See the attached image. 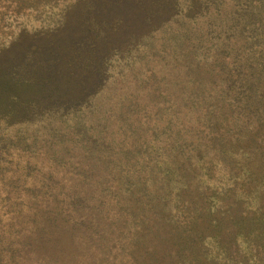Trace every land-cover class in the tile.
I'll return each mask as SVG.
<instances>
[{
  "label": "trees",
  "instance_id": "16d2710c",
  "mask_svg": "<svg viewBox=\"0 0 264 264\" xmlns=\"http://www.w3.org/2000/svg\"><path fill=\"white\" fill-rule=\"evenodd\" d=\"M41 3L0 0L2 14L15 6L16 19L26 11H37L41 19L32 26L17 23L6 35L7 25L0 27V124L45 125L51 138L63 125L72 124L74 136L83 141L89 129L82 110L105 88L112 64L139 52L165 26L186 23L176 38L182 63L196 61L192 69L201 99L192 111L199 130L161 169L170 192L176 185L179 214L165 215V194H145L143 198L154 201L152 236L159 242L141 244L135 238L120 250L132 264H264V0ZM201 17L212 28L211 37L205 31L211 43L204 50H184L179 39L189 36L192 24L198 28L195 22ZM203 39L199 34L193 42ZM5 139L12 142V137L0 136ZM83 142L84 158L96 157L95 143ZM4 152L8 150L0 147V159ZM27 168L28 163L25 174ZM3 170L8 167L0 161V174ZM135 183L129 178L120 184L99 182L100 191L89 202L96 219L109 223L124 210L131 217L130 204L117 208L122 195L137 200L142 196L137 193L144 182ZM21 185L27 190L42 184ZM68 198L71 203L82 200L75 190ZM162 222L168 230L160 229ZM106 251L102 247L101 254ZM13 254V245L0 238V264H11L7 260Z\"/></svg>",
  "mask_w": 264,
  "mask_h": 264
},
{
  "label": "rangeland",
  "instance_id": "374dc122",
  "mask_svg": "<svg viewBox=\"0 0 264 264\" xmlns=\"http://www.w3.org/2000/svg\"><path fill=\"white\" fill-rule=\"evenodd\" d=\"M40 1L44 4L56 0ZM10 8L16 10L15 6ZM0 10V27L7 25L5 35L13 32L17 23L32 26L41 20L37 11L20 12L16 19L15 12L2 14L1 4ZM195 23L199 27L192 24L189 36L179 39L184 50H204L211 43L206 32L211 37L212 28L206 26L205 19L198 18ZM170 25L162 29L163 33H155L151 42L142 45L132 57L113 63L105 88L82 110L89 129L85 139L95 143L96 157L84 158L85 139L74 136L72 124L63 125L52 138L45 125L0 124V136L12 137V142L0 140V147L8 150L0 159L8 167L0 174V238L16 249V255L8 262L132 264L120 250L123 244L131 246L135 238L141 244L159 242L157 238L153 241L152 236L155 227L152 228L150 209L154 201L143 196L165 194V215L179 214L176 185L170 192L161 169L176 159L177 152L188 147L192 133L199 130L192 109L201 97L196 96L197 75L192 69L196 61L188 64L180 60L182 50L176 35L187 25L178 26L175 22L167 29ZM199 34L204 39L193 42ZM205 84L209 85L207 80ZM27 145L29 148L22 151ZM124 178L134 184L138 180L144 182L143 190L136 192L142 194L138 200L134 198L136 202L130 195H122L117 208L130 204L132 216L124 210L114 221H98L96 210L93 213L89 207L100 191L98 183L110 180V184H120ZM9 180L19 184L11 186ZM25 182L42 185L23 190L21 184ZM187 185L191 187L192 183ZM72 190L82 200L74 199L76 202L71 203L68 195ZM113 190L109 193L113 194ZM124 217L127 219L123 220ZM165 224L162 222L160 229L168 230ZM102 247H107L105 256L101 254Z\"/></svg>",
  "mask_w": 264,
  "mask_h": 264
}]
</instances>
